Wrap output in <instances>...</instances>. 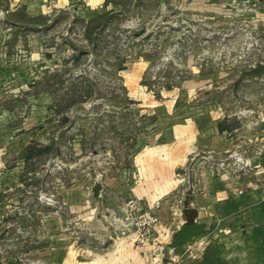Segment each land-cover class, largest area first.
<instances>
[{
	"label": "rangeland",
	"instance_id": "obj_1",
	"mask_svg": "<svg viewBox=\"0 0 264 264\" xmlns=\"http://www.w3.org/2000/svg\"><path fill=\"white\" fill-rule=\"evenodd\" d=\"M263 169L264 0H0V264H47L64 233L92 259L127 204L205 217L193 196ZM177 225L165 264L203 256Z\"/></svg>",
	"mask_w": 264,
	"mask_h": 264
},
{
	"label": "crops",
	"instance_id": "obj_2",
	"mask_svg": "<svg viewBox=\"0 0 264 264\" xmlns=\"http://www.w3.org/2000/svg\"><path fill=\"white\" fill-rule=\"evenodd\" d=\"M219 139L221 141L223 139V143H225L223 137ZM161 169H163L162 166ZM163 172H159V180H156L160 186L158 190L162 189L161 184L164 179H167L166 177L164 178L166 174H163ZM10 173L5 172V176L1 173L0 219L8 212L11 189L18 185L17 180L13 184V181L8 176ZM254 178V180L241 179L235 187L236 189L226 184L224 188L226 191L223 194L217 195V193L212 192L213 190H208L205 195L193 196L194 202L198 204L197 206L207 205L209 213L208 216L204 217L198 211V221L206 224L207 231L196 236V239H199L197 242L194 237L191 244V247H196L195 249L198 251L201 252L202 250L203 256L191 259L185 255L186 249L181 248L183 245L176 249L177 253L185 255L184 259L187 260L188 264H264V169L256 172ZM144 191L146 205L153 207L158 200V196L156 194L153 195V190L149 187L145 188ZM175 203L176 201L173 202L176 206ZM175 206H172L170 202L164 201L163 203L161 202V209L156 211L161 219L157 234L159 243L167 244L172 239L174 231H176L175 223L177 222V229H179L184 222L182 216L173 220L172 214ZM181 212L183 213V211ZM210 222H212L211 225ZM217 226L228 227L229 234L225 233L223 238L219 236L215 241L207 239L213 237L208 230H212ZM115 230L119 232H115L112 235L114 238L110 246L104 247L102 252L97 253L92 259L80 257L75 262L72 260L71 243L64 233L63 242L58 246L57 250L54 241L48 244L46 251L48 254L47 264H149L152 261L151 252L158 247L157 241L148 246H139L135 242V237L132 233L121 235L120 229L116 227ZM205 239H207V242L203 241ZM205 244L207 246L204 252L202 248ZM61 251L63 252L62 257L56 262L55 253Z\"/></svg>",
	"mask_w": 264,
	"mask_h": 264
},
{
	"label": "built area",
	"instance_id": "obj_3",
	"mask_svg": "<svg viewBox=\"0 0 264 264\" xmlns=\"http://www.w3.org/2000/svg\"><path fill=\"white\" fill-rule=\"evenodd\" d=\"M160 224L161 219L157 212L152 210H142L139 206V202L133 201L127 204L125 208V217L122 218L119 228H125L124 230L130 232V234L132 233L135 237V242L139 246L144 247L157 240L155 231ZM172 251L173 250L168 253L171 254ZM168 253L164 244H162V246H158L155 250H153V252H151L153 259L149 262V264H165V258Z\"/></svg>",
	"mask_w": 264,
	"mask_h": 264
},
{
	"label": "water",
	"instance_id": "obj_4",
	"mask_svg": "<svg viewBox=\"0 0 264 264\" xmlns=\"http://www.w3.org/2000/svg\"><path fill=\"white\" fill-rule=\"evenodd\" d=\"M183 224L179 227L173 241L171 242L172 248H177L183 244H188L193 241L194 237L206 231V224L198 221V213L195 209H188L183 213ZM6 233L0 234V242L5 237Z\"/></svg>",
	"mask_w": 264,
	"mask_h": 264
}]
</instances>
